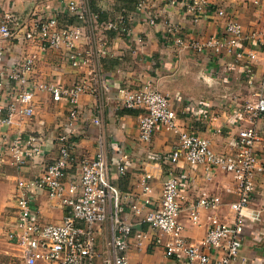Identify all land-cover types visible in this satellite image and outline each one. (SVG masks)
I'll return each mask as SVG.
<instances>
[{"label": "crops", "instance_id": "obj_1", "mask_svg": "<svg viewBox=\"0 0 264 264\" xmlns=\"http://www.w3.org/2000/svg\"><path fill=\"white\" fill-rule=\"evenodd\" d=\"M192 1L176 0L171 4L170 0H83L86 18L83 23L66 14L59 0H0V19L5 14L15 18V23L10 25L14 39L0 38V50L7 65L38 53L35 46L22 45L18 40L22 39L26 24L50 17H56L60 26L82 27L86 38L77 48L80 53L88 52L91 60L87 66L72 68L63 49L39 53L36 59L32 81L54 82L66 87L83 81L90 89L78 99L80 117L72 126H68L69 106L65 101L55 102L47 93L36 91L34 116L0 127V136L20 134L39 139L43 151L41 157L22 167L11 164V158L0 153V237L4 240L0 244V264L19 262L18 249L7 238L5 240L14 221L16 182L37 178L44 167L57 158V137L64 132H71L74 147V161L66 171L69 178L76 175L80 161L93 159L99 142L106 154L110 182L121 195L144 199L140 181L145 173L153 176L150 204L144 207L142 215L160 207L162 185L170 175L184 178L186 185L181 190L179 222L188 241L196 242L204 237L209 215L224 223L234 220L230 204L237 197L232 177L219 170L207 177L202 167L189 166L183 160L171 165L167 157L177 145V134L157 127L149 145L140 142L137 125L143 110L127 109L123 104L125 96L133 91L150 89L161 93L168 97L177 113L178 130L197 133L220 155L233 153L238 131L253 126L260 136L255 149L264 157V114L251 120L243 111L246 101L258 91L264 75V50L254 39L257 34L264 39V0H209L211 9L200 19H194L185 7ZM139 2L145 5V13L137 12ZM220 9L225 11L224 17L215 15ZM94 15L98 18L92 23ZM231 18L242 27V52L255 55L251 62L254 71L251 82L243 67L245 58L236 62L234 55L224 50L221 54L198 53L174 45L173 38L167 37L169 28L174 29L184 43L223 37ZM119 19L129 24L131 33L127 37L103 27ZM13 87L15 89L14 83H0V106L14 95ZM94 119L99 120V125L93 123ZM123 156L128 159V165L125 172L119 174L117 159ZM151 156H157L161 162H150ZM201 194L216 196L221 204L217 210H198L199 224L193 225L188 209ZM263 204L264 186L257 177L239 258L233 264H264V213L260 212ZM33 205L42 224H57L62 220V208L45 193L37 195ZM122 211L126 221L137 222L125 202ZM133 229L148 232L145 225ZM94 234L97 251L102 255L106 241L112 237L111 222L107 220L95 227ZM149 235L150 241L144 243L142 249L132 247L128 252L131 264H181L182 260L165 256L166 236ZM100 263L101 259H97L96 264Z\"/></svg>", "mask_w": 264, "mask_h": 264}, {"label": "built area", "instance_id": "obj_2", "mask_svg": "<svg viewBox=\"0 0 264 264\" xmlns=\"http://www.w3.org/2000/svg\"><path fill=\"white\" fill-rule=\"evenodd\" d=\"M66 14L85 22L83 0H59ZM175 4L176 0H170ZM185 5V4H184ZM194 19L206 16L211 5L209 0H193L185 5ZM139 14L146 12L143 2L136 8ZM217 17H224L223 9L215 11ZM92 23L97 20V15ZM94 20V21H93ZM15 18L3 15L0 19V38L14 39L11 24ZM150 23L154 21L150 19ZM104 29L113 30L120 35L131 33L129 24L124 19L108 22ZM22 32V45L35 46L38 53L28 54L7 65L2 50H0V83H14L16 91L10 100L0 106V127L9 126L34 116V96L36 91L47 93L55 102L65 101L69 106L68 126L79 120L78 99L90 91L83 81H78L66 87L54 82H35L31 80L36 59L39 53L65 50V59L72 68H80L90 64V54L80 53L77 44L86 38L82 27L60 26L56 17L36 20L26 24ZM241 25L228 19L223 37H211L205 41H190L184 43L177 32L169 28L167 37L173 38V44L191 49L195 52L209 51L221 54L224 51L234 55L235 61L246 59L243 64L248 81L254 78L251 62L255 59L253 53L245 54L241 48ZM255 36V35H254ZM257 42L264 39L256 35ZM7 65V67L5 66ZM124 107L127 109H142L138 117V137L144 144H150L155 129L163 127L177 134V145L167 157L171 165H177L180 160L192 167H202L207 177L214 170H219L232 177L233 191L236 201L230 204L235 218L231 223H224L216 216L206 218V233L196 242H190L183 236V226L179 222L182 212L180 205L181 190L186 185L185 179L170 175L162 185L160 207L142 215V210L150 204L149 195L152 191L150 180L153 176L145 173L140 186L142 197L134 195L123 196L112 185L108 176L107 159L101 142L93 159L80 161L75 176L69 178L67 170L74 161L71 132H64L57 137L58 156L46 165L41 174L33 180H17L14 191L13 224L6 233L7 240L19 251V262L14 264H131L128 252L132 247L140 250L144 243L150 241V235L166 236L164 253L168 258L176 257L181 264H233L240 254L242 234L248 210L255 197V180L261 179L264 186V157L256 151L259 134L255 127H244L238 131L236 149L231 154L215 153L207 139L197 133L180 131L177 128L178 116L172 108L168 97L161 93L143 89L133 91L125 96ZM243 111L253 119L264 114V75L259 82L258 91L246 101ZM93 123L99 125V120ZM0 153L11 158V164L22 167L25 163L34 161L43 155L40 140L32 136L7 134L0 136ZM150 162H161L157 156H151ZM128 159L123 156L117 159V172L123 174L127 168ZM45 193L50 201L57 202L62 208V220L57 224H42L38 211L33 205L34 199L40 193ZM128 204L129 210L137 218L134 224L125 220L122 204ZM220 199L216 196L201 194L190 205L189 221L199 224L198 210H217ZM264 213V204L260 209ZM109 220L112 226V237L105 243L103 254L96 247L95 227ZM147 226L148 232L133 229L134 226Z\"/></svg>", "mask_w": 264, "mask_h": 264}, {"label": "rangeland", "instance_id": "obj_3", "mask_svg": "<svg viewBox=\"0 0 264 264\" xmlns=\"http://www.w3.org/2000/svg\"><path fill=\"white\" fill-rule=\"evenodd\" d=\"M5 240H6V237H5ZM4 240H3V237H0V244L3 243ZM3 263V261H1Z\"/></svg>", "mask_w": 264, "mask_h": 264}]
</instances>
